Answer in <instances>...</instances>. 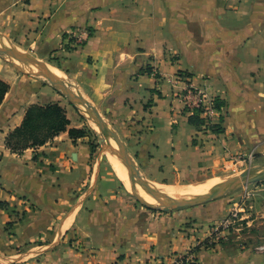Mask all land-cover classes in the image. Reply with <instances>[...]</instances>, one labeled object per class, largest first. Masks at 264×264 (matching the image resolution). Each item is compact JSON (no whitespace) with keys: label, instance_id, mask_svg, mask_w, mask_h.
Here are the masks:
<instances>
[{"label":"crops","instance_id":"1","mask_svg":"<svg viewBox=\"0 0 264 264\" xmlns=\"http://www.w3.org/2000/svg\"><path fill=\"white\" fill-rule=\"evenodd\" d=\"M82 29L92 34L70 47ZM0 33L51 58L117 122L149 181L264 162V0H0ZM0 78L10 84L0 105V264H171L185 252L197 264H264V206L257 216L248 208L259 233L244 242L217 239L228 200L192 212L145 206L95 156L88 135L70 134L82 128L73 107L63 104L70 122L54 138L10 149L6 137L30 103L61 100L22 90L21 103L14 82ZM196 81L212 83L223 102L219 132L184 109L183 92Z\"/></svg>","mask_w":264,"mask_h":264},{"label":"rangeland","instance_id":"2","mask_svg":"<svg viewBox=\"0 0 264 264\" xmlns=\"http://www.w3.org/2000/svg\"><path fill=\"white\" fill-rule=\"evenodd\" d=\"M78 33L79 31L76 32L74 31L70 39L71 38L74 39L75 38L74 36ZM74 45L75 43L71 42V46L76 47ZM50 59L49 58L43 59L41 57H38L37 55L33 54L31 51L27 49L22 48L21 50L15 46V42L13 40H11L8 37L6 39L5 37L0 35V73L6 76L9 80L14 82V89L12 93L18 95L21 98V103H22V90L24 91V93H27L29 97H31V100H38V93L40 90L43 91L46 90L53 93H57L61 101L55 100L45 103L34 101L33 103L47 104V103L57 102L63 107H64L63 104H65L66 106L75 108V112H77L76 113L77 120H79V124H81L82 128H84L87 131L89 140L91 144L94 146L93 149L95 151V156L98 157L99 160L103 162L104 167L108 171L112 172L117 176L118 174L116 172V169L113 166L112 162L110 161L111 150L110 147H108L107 143H110V141L114 139L113 141L115 142L116 147H118V154H119L118 157L122 161V163L124 161L125 153L122 147L117 143L116 139L113 136L107 134V132L103 128L104 126H106L108 130H110L114 134L120 135L119 131L116 130L114 127L115 125L117 128H119L117 122L113 121L112 124L109 121V117L106 114H104V112H101L99 107L84 94V92L79 88L77 84H73L66 74L62 76V74L64 73L61 72V70L57 66L52 65V61ZM39 70L44 72L47 71L51 73L54 79L46 77L45 75L38 72ZM60 84L67 85L78 96L84 98V101L76 98H72V96L67 94L66 90ZM193 84L192 85L194 87L205 90L208 95L211 94L210 96H217L214 95L213 93L214 92L213 90L215 89L212 83H204V82L196 81L193 82ZM72 87L73 88L76 87L75 90ZM73 99H75L76 102H78L77 103L78 105L73 104L72 102ZM218 102L221 106H223V102H220L219 100ZM97 112H99L100 115H98ZM123 143L126 145L124 141ZM251 158L252 159L250 160L248 159L245 162L239 163L237 165H232L226 171L219 172V174L218 173L211 174L207 177L199 178L196 180H190V181L186 180V181L176 182V184L186 185V184L199 182L200 180L202 181L206 178L221 175L226 179L228 178L227 179L228 184H230L231 182L237 183V187L233 191L218 196L204 203L182 205L180 204V201H178L177 203L172 202L170 205L151 204L149 202H145L139 199L133 193L132 190L128 189L126 184L123 186L129 192V195L136 198L138 202L144 204L147 207H152L160 210L172 209V210H185L186 212H192L194 210H198L202 206H207L208 203L214 200H218V199L228 200L229 202L232 203V205H234L233 207H236V209L240 211H238L237 220L233 222V224H231L229 228L222 226L220 228V231L218 230L216 232L217 239L229 241V242L230 241L244 242V240L249 241L250 239L251 241H254L255 237L258 235L259 232L257 227L248 226L247 221L249 217H247V214H249L248 208H251L250 207L251 205L253 206L251 208V210H253L252 212L253 216H257V212H258L257 209H260L259 207L264 206V162H257L256 160H254V157ZM133 167L134 169H138L136 165H133ZM249 170H252V172L248 177H242L239 180L235 179L236 176L241 175L243 172ZM142 176L144 175L142 174ZM141 184L145 187L143 183ZM228 214L226 216H228ZM226 216H224L222 219L226 218ZM220 220L216 221V223L219 222ZM216 223H214V225ZM208 243L212 244L211 241Z\"/></svg>","mask_w":264,"mask_h":264},{"label":"trees","instance_id":"3","mask_svg":"<svg viewBox=\"0 0 264 264\" xmlns=\"http://www.w3.org/2000/svg\"><path fill=\"white\" fill-rule=\"evenodd\" d=\"M9 89L10 84L0 78V105ZM218 105L220 106L219 102ZM69 122L66 109L57 102L30 104L26 109L22 123L7 135L6 145L17 152L29 147H38L66 130ZM190 122L200 125L203 120L198 114H191ZM222 129L221 123L213 126L214 131L219 132ZM70 134L73 137L88 135L84 128H72ZM92 147L94 146L92 145ZM2 205L6 206V203L2 202Z\"/></svg>","mask_w":264,"mask_h":264},{"label":"bare ground","instance_id":"4","mask_svg":"<svg viewBox=\"0 0 264 264\" xmlns=\"http://www.w3.org/2000/svg\"><path fill=\"white\" fill-rule=\"evenodd\" d=\"M63 75L65 74H62V76ZM64 79H65V76H64ZM75 88L73 89L75 90ZM113 140L114 139H112L110 143H107L108 147H110V150H111L110 161L115 167L118 176L125 182L128 189L132 190L133 193L142 201L149 202L151 204H171L172 202H178V200L180 199L181 200L183 199V201H186L190 198L203 196L209 192H212L213 190H217L219 188L227 186L228 184V180H227L228 178L226 179L222 177L221 175L213 176L210 178H206L202 181L200 180L199 182H195L192 184H186V185L185 184L181 185V184H176V183L170 184V183H160V182H155V181H149L151 186L157 191L165 192V193H168L174 196V198L161 199L160 193L156 192L154 193V196H155L154 198L150 194H148L145 187L141 183H139L137 180L133 179V177L127 171L125 165L122 163V161L118 157L119 155L118 147H116V144ZM131 163L135 165L133 160L130 161V164Z\"/></svg>","mask_w":264,"mask_h":264},{"label":"built area","instance_id":"5","mask_svg":"<svg viewBox=\"0 0 264 264\" xmlns=\"http://www.w3.org/2000/svg\"><path fill=\"white\" fill-rule=\"evenodd\" d=\"M91 34L92 32L88 29L79 30V33L74 36V46L77 47L84 44ZM183 102L186 112L198 114L202 118V126L205 130L212 132L214 131L213 126L221 123L222 108L218 105L217 99L214 96L208 95L205 90L194 87L191 84L187 85L183 92ZM238 211L240 210L233 207L226 218L217 222L214 225L216 232L220 231L222 226L229 228L237 220ZM263 247L262 245L261 248ZM173 258L174 261L171 264L196 263L191 252L175 254Z\"/></svg>","mask_w":264,"mask_h":264},{"label":"water","instance_id":"6","mask_svg":"<svg viewBox=\"0 0 264 264\" xmlns=\"http://www.w3.org/2000/svg\"><path fill=\"white\" fill-rule=\"evenodd\" d=\"M38 72H40L41 74L45 75L46 77L54 79L53 75L51 73L47 72V71L44 72V71H40L39 70ZM60 85L66 90L67 94L72 96V98H76V99L84 101V98H82L81 96H78L67 85H65V84H60ZM72 102H73V104L78 105L77 104L78 102H76L75 99H73ZM97 113H98V115H100L99 112H97ZM103 128L107 132V134L113 136L116 139V141L118 142V144L122 147V149L124 150V153H125L123 164L125 165L127 171L130 173V175L133 177V179H135V180H137V181H139V182H141V183H143L145 185V187H146L145 189H146L148 194H150L152 197L155 198L154 193L158 192L161 195V199L174 198V196L171 195V194H168V193H165V192H160V191H157L156 189H154L151 186V184L149 183V181L144 176H142L141 172L138 169H134L132 163L130 164V161H132V158L130 156L128 147L123 143L121 137L119 135H117V134H114L110 130H108V128L106 126H104ZM251 172H252V170L243 172L241 175L236 176L235 179L239 180L242 177H248ZM236 187H237V183L236 182H231L230 184H227L226 187L220 188V189H217V190H213L212 192H210L208 194H205L203 196L190 198V199H188L186 201H183V199L182 200L180 199L178 201H180V204H182V205H188V204H194V203H204V202L209 201L211 199H214V198H216L218 196L227 194V193L233 191ZM166 205H170V204H166Z\"/></svg>","mask_w":264,"mask_h":264}]
</instances>
